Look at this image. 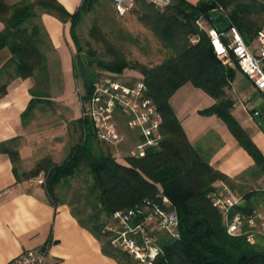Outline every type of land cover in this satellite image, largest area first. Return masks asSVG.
Listing matches in <instances>:
<instances>
[{"label":"trees","instance_id":"trees-1","mask_svg":"<svg viewBox=\"0 0 264 264\" xmlns=\"http://www.w3.org/2000/svg\"><path fill=\"white\" fill-rule=\"evenodd\" d=\"M99 1L84 0L77 11L68 13L58 0H20L12 4L0 0V51L7 49L10 54L0 67V96L7 93L11 81L32 80L33 97L23 113L24 121L41 102L54 107L50 66L56 61L49 35L39 21L40 11H52L70 22L73 32L82 14L92 11ZM263 2L199 0L194 4L189 0H173L161 8L147 0H137L131 11H136L140 20L152 28L168 52L161 62L149 67L131 63L116 51L115 60L99 62V67L116 74L127 68L139 69L143 74L141 79L162 116L163 133L160 146L148 149L145 156L128 155L122 159L104 149L106 142L97 137L92 122L82 115L75 120L81 131L80 140L72 145L62 162L45 156L32 169L21 171L16 138L1 141L0 152L9 155L19 180L44 173V186L52 202L67 203L80 223L102 241L103 251L120 262L133 264L135 260L111 246L104 225L113 212L141 204L173 208L180 218L179 239L163 232L155 234L162 247L155 264H264V247L249 241L246 235L228 233L224 215L209 195L216 180H223L232 188L234 184L214 169L190 141L170 101L187 83L215 98L216 102L200 113L220 117L255 159L258 168L252 174L264 173V153L233 114L235 100L227 93L239 67L222 62L208 30L198 24L204 18L208 26L220 32L235 25L250 43L264 23L255 17L256 11L264 10ZM96 30L100 33L97 27ZM194 35L197 40L192 42L190 37ZM85 84L87 94H91L96 81L85 80ZM81 173H89L91 179L87 178L86 185L69 198L65 187ZM253 194L246 193L243 203L232 210L231 216L238 211L251 212Z\"/></svg>","mask_w":264,"mask_h":264},{"label":"crops","instance_id":"crops-1","mask_svg":"<svg viewBox=\"0 0 264 264\" xmlns=\"http://www.w3.org/2000/svg\"><path fill=\"white\" fill-rule=\"evenodd\" d=\"M6 1L12 4L20 0ZM83 1L58 0L68 13L77 11ZM189 1L196 4L199 0ZM39 21L49 35L55 61L61 60V53L62 56L69 57V53L73 51V44L68 22L48 10L40 11ZM6 50H1L0 54H7V59L10 54L8 50L4 52ZM31 86L30 78H17L9 83L7 93L0 96V142L16 138L20 162L22 153L26 157L25 161L19 163L28 168L34 167L35 162L42 155L37 154L39 142L44 141V136H47V141L51 140L49 139L51 132H47L46 135V129L51 125L45 123L48 121L44 117L45 113H43L44 118L41 119L36 118L35 115L27 121L23 119V113L33 97L30 92ZM196 88L193 84L187 83L180 87L170 100L190 141L214 169L229 177L231 183L240 186L249 185L250 190L247 192L254 193L252 196L254 209L264 210L262 203L264 173L257 176L252 174L258 168L255 159L240 145L220 117L215 114H199L200 110L213 105L216 99L210 96L209 100H205L203 105H197L190 114L186 113L185 109L188 97L184 98L183 95L184 99L178 102L179 105L174 103L177 93L183 89L195 93ZM227 93L235 100L233 114L264 153V106L261 110V107L256 106V109L260 110L259 115L255 116L251 111V116L245 114L242 117L241 114H244L245 110L237 101L233 84L227 89ZM197 94L201 96L199 92ZM46 115L48 117L51 114ZM80 115L76 118H80ZM65 131L66 129L63 132ZM130 134L136 135L138 139L137 133ZM47 146L51 147V145ZM64 148L59 146L55 149L56 155L62 160L66 156ZM28 153L31 155L28 156ZM44 180L45 176L42 173L36 177L19 180L9 155L0 152V264L10 262L26 249L40 248L47 244L50 247L51 264H127L103 251L102 241L80 223L67 203L52 202L45 189ZM221 185H228L233 191L234 187L223 180L214 182L215 187ZM257 240L264 244V239ZM133 264L142 263L135 260Z\"/></svg>","mask_w":264,"mask_h":264},{"label":"built area","instance_id":"built-area-1","mask_svg":"<svg viewBox=\"0 0 264 264\" xmlns=\"http://www.w3.org/2000/svg\"><path fill=\"white\" fill-rule=\"evenodd\" d=\"M147 1L163 8L173 0ZM112 2L119 17L127 16L137 4V0ZM198 24L208 30L214 50L222 62L225 65L236 63L264 96V23L256 35L259 53L252 50L251 44L235 25L226 32H220L216 27L208 26L204 18H200ZM190 40L195 42L197 38L194 35ZM82 96L81 115L92 122L101 141L116 146L122 144L126 138L125 132L120 129L122 122L138 135L137 144L130 155L145 156L148 149L160 146L163 138L162 116L144 80L128 82L120 77L105 76L96 82L91 94ZM244 104L253 115L260 114L250 100H244ZM209 196L223 213L229 234L246 235L248 240H253L256 233L264 229L262 209L238 211L231 216L232 210L243 203V197L234 193L229 186H216ZM165 201L171 203L167 197ZM103 231L113 248L127 253L142 264H155L162 253L155 235L157 232L166 233L174 239L181 237L180 218L175 209L141 204L113 212ZM6 264H51L50 247L47 244L26 249Z\"/></svg>","mask_w":264,"mask_h":264},{"label":"rangeland","instance_id":"rangeland-1","mask_svg":"<svg viewBox=\"0 0 264 264\" xmlns=\"http://www.w3.org/2000/svg\"><path fill=\"white\" fill-rule=\"evenodd\" d=\"M263 11L264 10H258L255 14L256 19L260 22L264 21ZM82 15V19L77 22L74 31L70 34L73 51L69 53V57L65 55L62 56L61 53V60L59 62H53L50 66V92L54 101V107H51L48 102H41L32 113L33 116L35 115V117L39 119H41L43 113H45L44 117L48 120L45 123L51 125L49 129H46V135L47 132H51L49 138L51 139L50 142L47 141V136H44V141L42 142L41 140L38 144L39 151L37 154H42L40 158L51 156L56 161L62 162V158L56 155L57 151H55V149L59 146H64L66 151L65 154H70V149L73 148L72 145L78 143L80 140L81 131L79 124H77L75 120L77 116L82 114V95H87L85 80L97 82L105 76H118L128 82H134L143 77L139 69L127 68L122 73L116 74L109 69L99 67V62H111L115 60L114 55L116 51H119L125 55L129 62L145 64L151 67L161 62L165 53L168 52L167 49L163 47L162 42L156 37L152 28L144 21L140 20L136 11H131L125 17L117 16L112 0H100L92 11L83 13ZM69 23L70 22H68V25L70 26ZM96 27L100 33L97 32ZM101 34H103V37H101ZM250 44L252 50L255 53H259L256 37L251 40ZM4 52H7V50ZM7 56L8 55H5V53L0 54V66L3 65ZM230 66L234 68L238 67L236 63ZM232 84L237 96V101L245 110L244 114H241L242 117L245 114L251 116V111H249L244 104V100L246 99L250 100L254 106L261 107L260 110L262 109L264 106L263 94L260 92L255 82L240 68L236 70ZM184 88L186 89V87ZM195 90V93H193L183 89V91L177 93L174 99V103L179 105L178 102L188 97L189 100L185 109L186 113L189 114L197 105H203L205 100L211 98L203 89L197 87ZM197 92H199L201 96L198 95ZM183 95L184 98H182ZM86 100L88 99L86 98ZM47 112L51 114L48 115V117H46V114H48ZM199 114L201 113L199 112ZM65 129L66 131L63 132ZM120 129L125 132V141L119 146L105 143L103 147L113 152L118 158L124 159V157L132 154L137 144V137L136 135L130 134L132 132L136 133V131L131 130L122 122ZM47 145H51L50 148L52 150ZM30 155L31 154L28 153V156ZM21 156V162L25 161V154L22 153ZM40 158H38L35 163H37ZM20 163L21 171L33 168V166L32 168H28ZM42 174L44 175V173ZM87 178L91 179L89 173H81L71 180L70 185H66L65 188L69 190V198L75 190H79L86 185ZM233 187L234 193H237V195L239 194L238 196H245V194L248 193L247 191L250 190L249 185H233ZM262 203L264 204V199ZM259 238L264 239V229L256 233L253 240L249 241L264 247V244L257 240Z\"/></svg>","mask_w":264,"mask_h":264}]
</instances>
